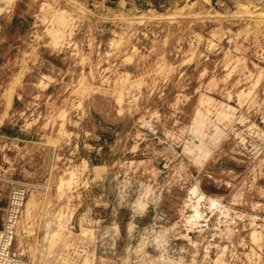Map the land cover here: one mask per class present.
Instances as JSON below:
<instances>
[{"label": "rangeland", "instance_id": "rangeland-1", "mask_svg": "<svg viewBox=\"0 0 264 264\" xmlns=\"http://www.w3.org/2000/svg\"><path fill=\"white\" fill-rule=\"evenodd\" d=\"M26 264H264V0H0V229Z\"/></svg>", "mask_w": 264, "mask_h": 264}, {"label": "built area", "instance_id": "built-area-1", "mask_svg": "<svg viewBox=\"0 0 264 264\" xmlns=\"http://www.w3.org/2000/svg\"><path fill=\"white\" fill-rule=\"evenodd\" d=\"M20 191L14 190L6 214V222L0 229V264H26L10 252L13 230L20 206Z\"/></svg>", "mask_w": 264, "mask_h": 264}]
</instances>
